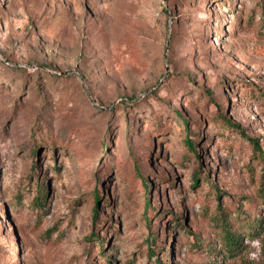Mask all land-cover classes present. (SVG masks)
<instances>
[{
  "label": "rangeland",
  "instance_id": "obj_1",
  "mask_svg": "<svg viewBox=\"0 0 264 264\" xmlns=\"http://www.w3.org/2000/svg\"><path fill=\"white\" fill-rule=\"evenodd\" d=\"M238 129L264 150V0H0V264L264 262Z\"/></svg>",
  "mask_w": 264,
  "mask_h": 264
},
{
  "label": "trees",
  "instance_id": "obj_2",
  "mask_svg": "<svg viewBox=\"0 0 264 264\" xmlns=\"http://www.w3.org/2000/svg\"><path fill=\"white\" fill-rule=\"evenodd\" d=\"M181 117V114H179ZM183 120V118H182ZM184 127L186 128V133L189 132V124L185 120H183ZM227 128H233L236 127L233 123L228 122L226 125ZM241 131V129H238ZM242 132V131H241ZM242 135L246 138H248L250 141L253 142L254 144V160L259 161L261 165V177H260V184H259V189L258 193L260 196V199L264 202V150L261 147V144L257 142V140L247 136L245 133L242 132ZM186 145L187 148L190 152H192L196 157L199 159L201 156L200 154L197 153V149H195V143L193 142L192 139L187 138L186 139ZM198 182V177H195V183L197 184ZM145 189L146 192L148 193L149 191V185L147 182H145ZM95 201H96V207L98 206V202L100 200V195L95 196ZM151 206L150 200L148 198V207ZM96 213H99L98 208L96 209ZM219 220L220 224V233L222 235V250L228 254L229 256H238V253L240 251L241 245L243 244L242 238L244 235L239 234L235 229L234 226L230 224V221L228 218H225L223 213L222 215L217 219ZM218 222V221H217ZM251 233L250 235L254 236V240L262 241V237L264 236V216H260L258 218H254V223L251 225ZM252 264H264V262L260 263H252Z\"/></svg>",
  "mask_w": 264,
  "mask_h": 264
}]
</instances>
